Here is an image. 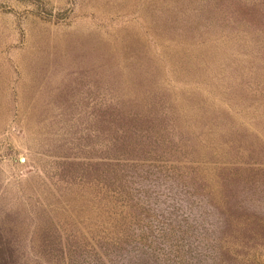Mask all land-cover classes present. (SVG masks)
Here are the masks:
<instances>
[{"label":"rangeland","instance_id":"obj_1","mask_svg":"<svg viewBox=\"0 0 264 264\" xmlns=\"http://www.w3.org/2000/svg\"><path fill=\"white\" fill-rule=\"evenodd\" d=\"M138 109L163 129L124 140ZM151 165L219 201L244 168L264 206V0H0V264H124L105 241L148 211L112 184Z\"/></svg>","mask_w":264,"mask_h":264},{"label":"trees","instance_id":"obj_2","mask_svg":"<svg viewBox=\"0 0 264 264\" xmlns=\"http://www.w3.org/2000/svg\"><path fill=\"white\" fill-rule=\"evenodd\" d=\"M162 116L138 109L134 119L126 120L124 140L128 139V127L150 135L153 133L150 125L163 129ZM168 154L174 161L179 160L177 154L176 157ZM145 170L140 171L138 166L125 170L124 184H112L115 192L120 189L122 195L133 199L138 207L143 205L148 212L142 225L124 218L127 221L121 224L124 226L121 242L105 241L111 254L118 250L121 259L126 260L124 264L130 258H135V264L259 263L251 257L250 248L264 245V206L250 200L249 171L225 169L221 174L223 201H219L196 167L151 165ZM78 172L73 171L72 176L79 178ZM88 172L92 181L98 182L92 176H97V171ZM124 212L128 216L127 208Z\"/></svg>","mask_w":264,"mask_h":264},{"label":"water","instance_id":"obj_3","mask_svg":"<svg viewBox=\"0 0 264 264\" xmlns=\"http://www.w3.org/2000/svg\"><path fill=\"white\" fill-rule=\"evenodd\" d=\"M24 160H25V158H22V159H21V161H24Z\"/></svg>","mask_w":264,"mask_h":264}]
</instances>
